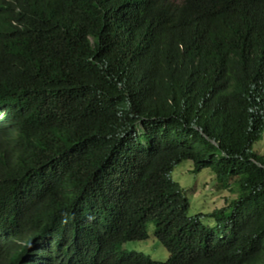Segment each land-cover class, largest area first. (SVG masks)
Instances as JSON below:
<instances>
[{
  "label": "trees",
  "instance_id": "obj_1",
  "mask_svg": "<svg viewBox=\"0 0 264 264\" xmlns=\"http://www.w3.org/2000/svg\"><path fill=\"white\" fill-rule=\"evenodd\" d=\"M263 132L264 0H0V264H264Z\"/></svg>",
  "mask_w": 264,
  "mask_h": 264
},
{
  "label": "rangeland",
  "instance_id": "obj_2",
  "mask_svg": "<svg viewBox=\"0 0 264 264\" xmlns=\"http://www.w3.org/2000/svg\"><path fill=\"white\" fill-rule=\"evenodd\" d=\"M253 150L259 154L264 153V132L262 138L254 144ZM171 176L185 189L186 195L190 199L189 213L191 215L220 208L226 204L228 199L237 194V191L232 192L215 187V175L210 169H203L198 173L194 172L191 160H185L176 165ZM207 223L214 225L212 220H207ZM148 229L149 237L147 239L127 241L123 248L127 251L144 252L154 260L166 261L169 253L155 236L154 225L151 224Z\"/></svg>",
  "mask_w": 264,
  "mask_h": 264
}]
</instances>
